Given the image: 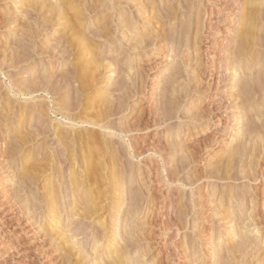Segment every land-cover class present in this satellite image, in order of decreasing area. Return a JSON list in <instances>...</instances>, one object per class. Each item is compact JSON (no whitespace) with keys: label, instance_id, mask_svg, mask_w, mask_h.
Here are the masks:
<instances>
[{"label":"rangeland","instance_id":"374dc122","mask_svg":"<svg viewBox=\"0 0 264 264\" xmlns=\"http://www.w3.org/2000/svg\"><path fill=\"white\" fill-rule=\"evenodd\" d=\"M45 1L46 2L48 1L47 3L50 6H52V4L53 5L56 4L59 0H52V1L51 0L50 1L49 0H43V1L42 0H22V1L21 0L20 1L19 0H0V264H92L91 261L94 258H95L94 261L98 259L95 253L98 255L99 253L100 255L103 254L102 256L104 258L99 255L100 258H102L101 261L100 259H98L100 262L95 261V263L93 264H96V262L97 264H100V263L103 264V262H105L104 259L106 260L108 259L104 263L106 264L109 261V259L113 260L112 258L113 253H109L110 252L109 251L107 254L105 252V248L107 247L108 244H112L113 240L110 239V241H106L107 239L102 234V228L100 227V225H98V223L105 219L104 221L107 222V225H111L112 218L114 221H117V219L118 221L121 220V223L118 226L113 227V229L110 230L112 232L110 233V235L111 234L113 236L116 235L115 236L116 240L113 242L114 246H116L115 250L124 253V248L128 247V249L125 248L126 257L128 256L129 258V259L125 258V263L128 262L127 264H130V263L132 264L133 263L135 264H263L264 263V259H263L264 258V242H263L264 241V122L262 121H264V88H263L264 87V46H262V42L264 45V17L261 19V16L264 15V0L263 1L261 0V3L258 2L260 0H254L253 5L251 3H244L246 2L244 0H177V1L176 0H132V1L127 0V3L125 0H118L119 2L117 0H84V1L81 0V2L80 0H77V1L75 0V3L76 2L77 3L74 4L73 7H77V9L80 8L77 11L78 12L80 11L79 13L83 14V17L85 19L83 20V23H84V27L87 33L97 32L96 30L99 31L100 28H101L100 31L103 33L101 35L102 39L101 38L97 39L94 37L96 39L95 42H97V45L99 46L95 52L97 55V60L100 63L103 61L101 64L106 65V66H103L102 71H105L106 67L108 68L111 61H113L111 65L112 64L115 65V66H112V68L115 71V73H113L114 75L108 74L106 72L107 71V68H106L105 73L102 74L103 76H100L101 78H99V80L100 82L102 81L101 82L102 84L100 83L98 86H96L97 88L95 87L93 89V91L97 89L96 91H94L96 92L94 96L110 97L108 96L109 93L116 94V92L119 91L117 88L120 89L121 88L120 84L122 85V83H124L125 81V78L123 77L125 76L126 72L131 74V72L133 71L132 72L133 74H131L132 75L131 77L132 79L134 77V79L132 81L137 84H135V86L133 85L134 88H132V85L129 86V88L132 90H128V93L124 100L127 103L121 100V98H120L121 101L119 100V102L124 103L123 111H125L126 113L121 112V113H118V116H115V113L113 112V115L115 117L111 116V119H112L111 122H114L116 126H117L116 123H119L118 124L119 126L121 124L122 125L125 124L124 127L130 124L126 128H129L131 126V123H133L132 124L133 127L132 126L131 127L134 129V126H135L136 129L134 130L136 131V133L133 132L132 136H135L133 137V139H136L134 140L135 141L134 146L137 147V148L136 147L134 148H135V151L137 150V152L139 150L141 151V152L139 151L137 154L135 152L136 155H134L133 153L132 156L130 157L122 158V162H120V165H121L120 167L123 168L126 166L127 168L126 167L125 168L128 170L127 171L124 168V170L120 172L121 176L124 174L123 176L124 179L122 178L123 183L120 179L121 183L124 185L122 186L121 190L123 188L125 189V190L123 189V191H126L127 193V194L125 193V196L128 195V193H130L128 196H126L127 198L125 197L128 203L125 202L124 205L128 204L127 208L126 206L124 207V205L123 207L121 206V201H119V199H115L116 197L115 195L117 196L119 195V194H116V189L118 187L117 188L115 187L118 185L113 184L112 182L111 183L108 182L109 179L106 178L105 180L107 181L104 180L100 182L98 186L95 185L96 188L95 187H93L94 189L92 188V190L95 192L102 190L100 193L101 194L100 197L103 200L99 198L100 200L97 199L96 201H97V204H100L99 206L104 208L103 211L99 213L100 216H102L101 219L103 217L105 218L100 220V217L97 218V216H93L95 219L93 217H90V218H86L87 219L86 220L85 217H83L82 221L80 220L82 217L81 218L77 217L79 216L78 215L79 212H82V211H79L77 214H75V216H73L74 213L72 214L73 207H75L77 204L79 205V203L77 204L75 203V196L73 194V185H72L71 179H74L76 177L74 176L73 178V176L71 175V168H69L70 166L69 163L65 162L62 165L59 163H55L56 165L55 164H53L54 166L52 165L53 169L51 168V172H48L50 170L48 171L44 170L45 168L44 165L50 161L49 160L50 151L47 152L46 148L54 146V141L51 142L50 140L51 143L50 142L45 143L44 142L45 139L41 138L42 136L34 141H33V138L29 136L30 138H32V142L31 140L29 142L30 138H27L28 143L25 141L26 143L24 142L23 144V141H22V140H26L24 137L25 134L27 135L29 133L34 134L33 131L35 130L36 132V127L38 128L39 126L41 127L42 125V127L45 128L46 125L44 121L46 119L40 120L39 119L40 115L38 114L37 110L31 112L32 111L31 108L33 107L32 105H34V102H39V101H41V104L46 103L45 107L48 104H51V107H52L53 99H51L52 98L51 95L35 94L34 96H31V97L30 96H19L14 93V91L12 90V86H11L13 83L17 82L16 84H18V86L21 85L22 89L23 88L25 89V88L30 87V85L33 83L32 81L36 79H37L36 81L40 82L42 79L46 80V78L51 79L52 77V79H54L53 81H55V83H53L51 79V84L53 87L56 85L57 81L62 76L61 73L63 71L61 68L63 66L62 63H64V61L59 60V59H61L62 57L60 51L64 50V47H65V44L64 46H62L63 42H61V39L63 38L62 36H64L62 33L66 31H64L63 25L56 26L54 24V23L57 24V22L58 24L59 23L62 24L63 22H59L60 21L59 18H57L58 20L57 21L55 20V17H52V15L49 16L50 13H48V11L51 7H49V5ZM115 1L117 4L113 3ZM129 1H131L132 3ZM43 3L45 4L44 6H43ZM108 3L109 5H106ZM120 3H123V4L121 5ZM129 3H131L132 5ZM33 4H36V5L34 6ZM249 4L250 6H253V7H256L257 4L261 6V8L258 6L257 12L259 11L261 12V9L263 10V13L261 12L262 15L260 16V19H258L259 21L255 20V22L257 21V23H255L256 26L254 25L255 28L257 27L255 33L256 35H258V39H262V40H257L256 39L257 36L255 35L256 38L254 37V39L252 40L253 42L255 41L254 44L252 42L251 44L249 43L247 44L246 47H244L247 50V51L245 50L246 51L245 54L247 56L244 57L243 55L245 59L247 58L246 67H248L247 66L248 63L253 62L252 63L253 68H251V64H249L250 65L248 67L250 68L249 70L245 67L246 70L241 71L242 73L244 72L243 73L245 74L244 77L246 75H247L246 76L247 78L249 77V80L245 79L248 83L247 82L241 83L245 81V80L243 81L241 80V79H244L242 76L243 74L240 72V70H242L241 67L238 68L236 63H235L236 66L232 63L234 65L233 66L231 62L230 63L228 62L231 60L233 62V58L236 56V55L233 56V54H237V55L239 54L237 50H239V52H242L240 51V49H238L241 46L239 45L240 43L238 44L235 40L239 42L238 37L242 30V28L240 27V24H241L240 20L243 19V16L245 15L244 13H246L245 11L246 7H249ZM172 5L176 9H174ZM177 5H180V6L178 7ZM29 6L31 7L33 6V7L31 8ZM111 6L113 9L111 8ZM117 6H120V7L118 8ZM33 8H35L34 10H36L37 8L39 9H37L36 12L34 13ZM167 8H170V9L167 10ZM94 9L95 10L98 9V10H96L95 12ZM111 9L112 11H110ZM120 9L122 10L120 11ZM178 9H180V11ZM200 9L202 12H198V10ZM83 10H84V13H83ZM85 10H86V13H85ZM173 10L174 12H176L175 15L173 14L174 13ZM241 10L242 12H240ZM92 11H94L95 13H93ZM194 12H196V14ZM260 12H259V15L261 14ZM40 14H41V17H40ZM44 14L46 15L44 16ZM162 14L165 16H162ZM87 16L88 18H86ZM158 16H159V19H158ZM223 16L225 17V19ZM108 17L110 18L108 19ZM124 17L126 18V20L127 19L130 20V17H131L132 19L130 21L133 20L132 22L136 23L139 30L141 32H144V34H146L144 36H146L148 40L145 37L142 38L143 34L139 35V32H138L139 37L137 36V38H140L141 40L146 39L148 41V42L146 41L145 43L147 44L146 45L147 47L145 46V44L144 45L141 44V45H137L141 48L137 47V49H134L135 51L132 50V48L137 44L135 42L139 39L136 38L137 39L136 40L133 37L134 39L133 40L132 37L130 36L131 31L128 32V29L121 28L118 31L120 27L117 28V25L120 24L121 19L123 23L124 21H126ZM162 17L163 18L168 17L169 19L164 18V20H162ZM196 17H198V19L200 20H198ZM46 18L47 19L53 18V23L51 24L46 23L45 22ZM115 18L116 19L118 18V19L116 20ZM154 18H157L159 21ZM41 19H43L44 22ZM215 20L217 22H215ZM157 21H158V24L156 23ZM198 21L199 22L203 21V22L199 23ZM116 22H118V24ZM196 22L198 23L196 24ZM258 22L259 23L263 22V23L259 24ZM96 23L97 25H94ZM182 23L185 25L184 27H182L183 26ZM211 23H213L214 25L212 24L211 26ZM198 24L202 26L200 27L198 26ZM196 26L200 30L196 29ZM34 27L36 28L34 29ZM57 27L60 28L61 32L56 33L55 35ZM186 27H188L190 30H188ZM183 28H185V31L183 30ZM61 29L63 30V32ZM116 29L117 31H115ZM173 29H175L174 30L175 32L173 31ZM181 29H182V34L184 33L183 36H181V33H180ZM212 29L213 30L215 29V30L213 31ZM41 30L43 33L41 32ZM171 31H173V33ZM29 32L32 34H29ZM36 32L39 33V37H37L38 34H35ZM164 32L166 34H164ZM167 33L169 36L167 35ZM104 34L108 38L104 36ZM200 34L202 36L201 39H200L201 37ZM211 34L213 35V37ZM87 35L88 37L90 36L89 37L90 39L91 38L93 39V35L91 34H87ZM28 36L30 37V40L32 41V43L31 41L30 42L28 41L29 39L27 40V38H29ZM55 36H56V39H55ZM123 36L124 37L127 36V37L124 38ZM259 36L262 38H260ZM120 37L121 38L123 37V38L121 39ZM179 37H182V40H179ZM57 39L58 40L60 39V41H58ZM168 39H170L169 40L170 42L168 41ZM122 40H124V42ZM195 41L197 44H195ZM199 41L201 43H199ZM188 42L190 45L187 46ZM215 42H217V45L218 44L220 45L217 46ZM256 42H259V43H256ZM56 43H57V46L55 45ZM233 43H235V45ZM60 44L62 45L60 46ZM150 44H152L153 47ZM183 44L185 47L182 46ZM255 44H256V47L254 48ZM131 45H134V46H131ZM233 46H236V47H233ZM59 47H62V48H59ZM126 47H128L130 51ZM170 47H172V49ZM179 47H181L182 49H180ZM42 48L43 49L45 48L47 51L45 55L42 54L41 52L43 51ZM177 48L179 49L178 53L180 55H177V51H178ZM109 49H110V52H108ZM123 49L125 52L122 51ZM212 49L213 51L216 49L217 52L216 50L214 52L212 51L213 52L212 54V52H209ZM55 50L58 53L60 52V54L53 52ZM113 50H116V51H113ZM118 50L120 51L121 54L119 53ZM49 51L52 54L54 53L52 55L53 58L50 55ZM127 51L129 53H127ZM248 51H252V52L248 53ZM35 52L38 55H36ZM100 52L102 55L100 54ZM18 53H19V56H18ZM39 53H41V55ZM117 53H119L120 55ZM128 54L129 56H127ZM12 55L13 56L15 55L18 57H13ZM26 55L31 58H28ZM100 55L101 57H99ZM104 55L106 59H102L103 58L102 56ZM176 56L178 57L176 58ZM231 56L233 58H231ZM241 57H242V54H241ZM248 57H251V58H248ZM90 58L92 59V57H88V60ZM227 58H229L230 60H227ZM107 59H109L108 60L109 62L106 61ZM116 59H117V62H116ZM189 59L190 60L192 59V60L190 61ZM249 59L253 61L249 62L248 61ZM13 61L15 63H17L18 61L17 66L15 65L16 67L13 66L12 64ZM60 62H62L61 63L62 65L60 64ZM123 62L126 65H123L124 64ZM184 62L186 63V65ZM114 63H116L117 65ZM189 63L190 65H188ZM198 64H200V66H198ZM68 67L71 69H69ZM68 67L67 69H69V71L74 68V67L72 68L71 65L70 66L68 65ZM235 67H237L236 68L237 70H234ZM233 71L238 72L236 76V78L240 80V83L239 81H238L239 84L237 83L238 85L235 84L236 82H234L237 80L232 78L233 77L232 75L235 74ZM246 71L247 73H245ZM249 71L250 73H248ZM135 72L136 73L138 72L140 76H138L139 74L138 73L136 74ZM106 73L108 75H106ZM249 74H251L253 77L250 76ZM45 76L47 77L44 78ZM33 77L35 78L37 77V78L33 79ZM108 77L112 78V80L109 81L111 84L107 82ZM135 77H137L138 79ZM144 79L145 81H143ZM119 80H123V81H119ZM136 80L139 82H136ZM104 81L109 83L110 86H108L107 83H104ZM116 82H118V84ZM141 82H142V85H144L143 87L141 85ZM249 83L253 86V89ZM244 84H246V86H244ZM247 84H248V87L250 86L249 89L247 87ZM72 85L77 86L78 84L76 83L75 85L72 83ZM136 85H138L137 86L138 88L136 87ZM235 85H237V87L239 85H242V86L237 89ZM21 86L19 87L21 88ZM107 87H108V90H107L108 92H106ZM174 88L176 89V92ZM239 89H240V93H239ZM243 89H245L246 92H244L245 90ZM104 90L106 93L104 92ZM247 90H249L250 92ZM130 91H132L133 93L135 92L134 93L135 96ZM117 95L119 97L122 95L121 97H123L124 94L123 92H120V93H117L116 96ZM64 96L65 95H63V97ZM127 96H130L132 99L128 97V99L130 98L128 100ZM241 97H244V98H241ZM110 98H112L111 100H113V97H110ZM240 99L244 101L246 99H249L248 101L246 100V102L247 103L249 102V104H247L246 102L243 103V101ZM173 100L174 102H172ZM164 101L165 102L167 101L166 102L167 104H165ZM22 104L28 107L29 111L26 113V115L25 114L21 115L20 114L21 112L18 111V110H21V108L23 107ZM245 104L248 105V106L246 105V108L244 107ZM236 105H237L236 107L237 109L235 108ZM238 105L240 106L244 105L243 107L242 106L240 107L241 109L244 108V110L243 109L239 110ZM126 107L127 109H125ZM115 112L117 113V111ZM186 112H188L189 114ZM194 113H198V114H194ZM257 113L259 115L261 113V116H259ZM121 114L123 115L121 116ZM238 114H240L241 117L242 115H245V114L246 116L248 114L249 115L248 117L243 116L242 118H240ZM23 116L25 118L24 124L21 119ZM157 116H160V117H157ZM169 117L171 118V120ZM153 118L154 119L157 118V119L154 120ZM238 118H240L241 120H239ZM53 119H54V122H58L61 120V118L58 117L56 119L52 115V120ZM247 119H249L248 120L249 122L247 121ZM162 120L164 122H162ZM190 120L191 121L193 120V122H191ZM154 121H156L157 123ZM235 121L237 122V124ZM160 123H162L163 126H161ZM238 123H242V124L244 123V125L247 127L241 125L242 129L249 128L250 133L248 129L247 131L244 129L242 130V132L238 134L237 138L232 140L234 136L233 134L236 131V128L238 129V126H236L238 125ZM134 124H137L138 127L137 125H134ZM152 124L160 125V128H158L159 126L157 125H155L154 127V125ZM146 125H148V127ZM241 126H239V128H241ZM257 126H259L258 129H257ZM66 128H69V127H66ZM137 128H139L140 131ZM116 138H114L115 142L119 144L118 145L116 144L115 146L118 147L121 144L120 149L125 150L124 147L126 146V144L124 145L125 143L124 140H122L119 137H116ZM126 143L128 145L130 141H126ZM136 143L138 146L136 145ZM170 145H172L171 148H170ZM242 145H243V148H241ZM161 146L162 148H160ZM165 146H167L168 151L167 150L162 151L164 149H167ZM233 146L239 147L237 148L239 150L237 149L235 150ZM175 147L177 148L180 147L181 148L180 151L181 150L182 151L180 152L179 149L177 150V148ZM230 148L231 149L233 148V149L230 150ZM170 149L171 150L173 149V151H170ZM245 149L247 150V152H245ZM232 151L233 153H231ZM235 151H238L239 154ZM242 151L245 154L241 153ZM159 152L161 155L159 154ZM191 153H192L193 158L195 156L194 160L192 159ZM45 154H48L49 156ZM228 154L232 156L234 155V157L229 156ZM228 158H229V161H228ZM185 159H187V161ZM188 159H190V161ZM177 160L180 161L181 163L185 162L183 165L186 166V168L184 166H181L182 164L178 162ZM127 161L128 162L130 161V162L128 163ZM134 161H135V164L133 163ZM226 162L228 163L226 164ZM131 163L134 164L135 166L132 165ZM181 168L184 170L183 172L181 171L182 170ZM221 168L223 169L227 168L230 177L228 176L227 170L225 171V169L223 170ZM178 169L180 171V174H179ZM125 170L127 172H124ZM174 170H177V171H174ZM45 171L48 173H46ZM175 173L176 175L172 176V174H175ZM221 173H222V176H220ZM43 174H45L46 177L47 175L50 176V174L52 176L48 177L49 178L48 179ZM178 174H179V177L177 176ZM127 175H129V177ZM130 175H133V176H130ZM175 176L177 177L176 179H175ZM64 177L66 178L64 179ZM223 177L224 178L227 177L225 178L226 180H224ZM46 179L48 181L50 180V182L57 185L55 186L53 184L54 185L53 188L55 187L57 189V190L54 189L56 193L57 192L60 193V203L62 204L61 208H64L62 209L63 211L65 210L64 213L62 214L64 217L63 218L64 220L61 221L63 225H59V227H61L60 229H63V230L65 229L64 230L65 234L66 232H69L70 234L67 233L65 235L66 237L68 236L67 238L62 237L64 239V242H63V239L55 236V233H53L54 235H51L52 232H49L50 235L47 233L48 232L47 230H49L48 227L50 226V223L48 224V221H46L47 218H45L48 216L46 207L49 206L50 204L52 205L54 203V200L52 201L51 199H45L41 195L43 194L44 196L48 192L47 188H45L46 187L45 185L48 184V181ZM131 179H134V180H131ZM109 186L111 189L109 188ZM141 186H144V187L141 188ZM145 186L149 187L150 189L146 188ZM58 187H60V189ZM136 187H139V189ZM107 188L110 190H108ZM68 189L69 191L67 192ZM95 189H99V190H95ZM113 189L115 191V194L112 191ZM132 189L134 193L132 192ZM110 191L113 193H111ZM130 191L132 192L133 195L135 193L136 194L133 196ZM141 191L142 193L145 191L144 194L142 193L140 194ZM62 192H65V193L63 194ZM102 192H103L104 197L102 196ZM77 194H80V193H77ZM137 196L138 198H134ZM230 198H231V201L234 203L230 201ZM130 199H133L136 202L137 208L133 207L134 204ZM244 199H246L247 202ZM227 200L232 203V206L235 207L236 205V208L234 210L233 209L231 210L228 209L229 211L227 210V207L230 208L229 206H231V204ZM69 201L71 202V205ZM73 202L75 204H73ZM109 203L112 204L111 207L113 206L115 207L110 209L109 205L111 204ZM67 205H69V207L71 208H69ZM76 207L77 209L80 207V210H81V205L79 207L78 206ZM105 207H107L108 209ZM65 208L67 209L69 208L68 213L70 215L66 213L67 209ZM127 209L132 210V211L135 210L136 212L132 213L128 211ZM222 209L225 210V212L222 211ZM105 212L106 214H104ZM112 212L113 213L116 212L118 214H113ZM127 212L129 214H132L133 217H130V215ZM45 213H46V216H45ZM242 213H243V216L241 215ZM112 214L114 217L112 216ZM179 215L181 219L177 218L179 217ZM73 217L76 218L75 219L76 221L74 220ZM128 217H130V219ZM226 217L227 218L229 217V218L226 219ZM91 218L93 219L90 220ZM230 219L233 220L234 222L233 221L231 222ZM107 220L109 221L111 220V221L109 222ZM177 220L180 221V224L177 222ZM94 221L96 222V224ZM90 222H93V223H90ZM165 223L167 224L166 227H165L166 225ZM240 223L241 224L243 223V226ZM232 224L233 225L236 224V225L232 226ZM96 225H97V228L100 227L99 230L101 232V235H100V232L97 230ZM126 225H129V226L126 227ZM246 225L249 226L250 230L247 227L246 229H248L247 231L249 232H247L248 234L244 232V234H246L244 235L242 232L243 230L246 231V229H244ZM171 228L172 230H170ZM240 229L242 232H240ZM132 230L133 231L135 230V231L133 232ZM117 231H119L121 235ZM124 231L125 232L130 231V234L129 233L124 234L125 233ZM250 232L252 233L250 234ZM236 233L239 235L236 236ZM98 234L99 236H97ZM131 234L135 238L132 237ZM122 235H125L124 239L122 238L123 237ZM96 236L98 237V239ZM242 236L244 237L247 236L249 238L247 237L242 238ZM56 237L61 240L57 241L58 239ZM126 237L129 238L130 240L126 239ZM53 238H56V239H53ZM125 239L129 241L132 246L129 243H127ZM248 239H251V240H248ZM96 240L97 241L100 240L98 242L99 244H97ZM116 241H119V242H116ZM246 242H248V244ZM118 243H121V244H118ZM236 246L238 247V249H236L237 248ZM95 249H97L98 251H96ZM222 249H224V251ZM83 251L90 253L91 255L88 256L85 253L86 254L85 256L87 257H83L84 256ZM78 252L82 254V256L79 255ZM76 254L80 257H83L82 262L78 260L81 258L77 257ZM251 254H253L254 256ZM93 255H95V257ZM109 256L111 258H108ZM110 261L107 264H109Z\"/></svg>","mask_w":264,"mask_h":264},{"label":"bare ground","instance_id":"6f19581e","mask_svg":"<svg viewBox=\"0 0 264 264\" xmlns=\"http://www.w3.org/2000/svg\"><path fill=\"white\" fill-rule=\"evenodd\" d=\"M20 1V0H19ZM22 1V0H21ZM43 1V0H42ZM50 1V0H49ZM52 1V0H51ZM77 1V0H76ZM84 1V0H83ZM82 1V2H83ZM118 1V0H117ZM126 1V3H127V0H125ZM132 1V0H131ZM131 1H129V2H131ZM177 1V0H176ZM175 1V2H176ZM244 1H246V2H244V3H251L252 5H253V3H254V0H244ZM263 1V0H262ZM46 2V1H45ZM48 2V1H47ZM46 2V3H47ZM80 2H81V0H80ZM108 2V1H107ZM119 2V1H118ZM123 2V1H122ZM152 2H154V1H152ZM258 2H260L261 3V0L260 1H258ZM257 2V3H258ZM33 3V2H32ZM35 3V2H34ZM49 3H51V2H49ZM77 3V2H76ZM75 3V0H59L56 4H52V6H50L48 3V5H49V7H51L50 9H49V11H48V13H50L49 14V16L50 15H52V17H55V20H57V18H59L60 19V21L59 22H63L62 24H58V22H57V24L56 23H54L56 26H59V25H63L64 26V31H66V32H64V33H62L64 36H62L63 38L61 39V37H60V39H61V42H63L62 44H60V46L62 45V46H64V44H65V47H64V50H62V51H60L61 52V59H59V60H62V61H64V63H62V62H60V64L62 63L63 64V66H62V73H61V77L59 78V80L57 81V83H56V85L55 86H53L52 87V84H51V79H52V77H51V79L50 78H46L47 76H45L44 78H46V80L45 79H39V80H41L40 82H38V81H36L37 79V77L35 78V77H33V79L35 78L36 80H34V81H32L33 83L30 85V87H28V88H23L22 89V86L21 85H19V86H21V88L18 86V84H16V83H13L11 86H12V90L14 91V93L15 94H17V95H19V96H34L35 94H46V95H51V99H53V102H52V107H51V104H48L46 107H45V104H41V101H39V102H34V105H32L33 107V109L31 108V106H30V108H31V112H33V111H36L37 110V112H38V114L40 115V120L42 119V120H44V119H46L44 122H45V128H43L42 127V125H41V127L39 126L38 128L36 127V132H35V130L33 131L34 132V134H25V139L26 140H22L23 141V144H24V142L26 141L27 143H28V139L27 138H30V137H32L33 138V141L34 140H37L39 137H41V138H43V139H45V143H49L50 142V140H51V142L52 141H54V146H52V147H48V148H46L47 149V152L48 151H50L49 152V154H50V157H49V162H47V161H45V162H47V164H45L44 166H45V168H44V170H46V171H48V170H50V171H48V172H51V168L53 169V167H52V165L53 164H55V163H59V164H64L65 162H67V163H69V168H71V175L73 176V178H74V176L76 177V178H74V179H71L72 180V185H73V194H74V196H75V203L77 204V203H79V205L77 204L76 206H80L81 205V210H80V207L77 209V207L75 208V207H73V209H72V214L74 213V215L73 216H75V214H77L79 211H82V212H79V216H77V217H82L80 220L82 221V219H83V217H85V219L86 218H90V217H93V216H97V218H99L100 217V220H102L103 218H105V217H103L102 219H101V217L102 216H100V214L99 213H101V211H103V207H101V206H99L100 204H97V199L98 200H100V199H102L100 196H101V191H96L97 192V194H96V192L95 191H93L92 190V188L93 187H95V185H97L98 186V184L100 183V182H102V181H104L106 178H108L109 180H108V182H112L113 184H117L118 186H115L116 188H114V189H116V194H119L118 196L117 195H115L116 197H115V199H119V201H121V206L123 207V205L125 204V202L126 203H128L127 202V199H125V197L126 196H128L130 193H128V195H126L125 196V193H126V191H123V189L121 190V188H122V186H124L122 183H123V181H122V178H123V176H124V174L121 176L120 174V172L121 171H123L124 170V168L126 167H120L121 165H120V162H122V158H125V157H130V156H132V154L134 153V155H136L138 152H137V150L135 151V148L134 147H136V146H134V140H136V139H133V137H135V136H132V133L133 132H135L136 133V131L134 130V129H136L135 128V126H134V129L132 128L133 127V123H131V126L129 127V128H126V127H128V126H126V127H124V125H118L119 123H116L117 124V126L114 124V122H111L112 121V119H111V116L113 117L114 115H113V112L115 113V116H118V113H121V112H124V113H126L125 111H123V105H124V103H121V102H119V100H120V98H121V100H125V98H126V95H127V93H128V90H132V89H130L129 88V86L130 85H132V88H134V86H135V84H137V83H134L132 80L134 79V77H133V79H132V75L131 74H133L132 72H131V74L130 73H128V72H126V74H125V76L123 77V78H125V81H124V83H122V85L120 84V89L119 88H117L120 92H123V97H119L118 95L116 96V94L117 93H120L118 90V92H116V94H111V93H109V94H111V95H109L108 94V96H110V97H113V100H111L112 98H110V97H107V96H104V97H99V96H94L95 95V93L96 92H94V91H96V90H94L93 91V89L96 87V86H98L101 82H100V80H99V78H101L100 76H103L102 74L103 73H105V71H106V68H105V71H102V68H103V66H106L105 64L104 65H102L101 63L103 62H99L98 60H97V55H96V50L98 49V45H97V42H95V38H101L102 36V32L100 31L101 30V28H100V30L98 31V30H96L97 32H94V33H87V31L85 30V27H84V23H83V20H85L84 19V17H83V14L82 13H79L77 10L78 9H80V8H78L77 9V7H73V5L74 4H76ZM79 3V2H78ZM113 3H116V1L115 2H113ZM112 3V4H113ZM132 3V2H131ZM131 3H129V4H131ZM165 3V2H164ZM182 3V2H181ZM180 3V4H181ZM255 3H256V1H255ZM117 4V3H116ZM119 4V3H118ZM121 5L123 4V3H120ZM128 4V5H129ZM196 4V3H195ZM259 4V3H258ZM256 5V7H253V6H250V4H249V7H246V13H244L243 15V19H241L240 21V27L242 28V30H241V33H240V35H239V42L237 41V40H235L239 45H241L238 49H240V51H242V52H239V50H237V52L239 53L238 55H240V56H238L237 54H233V56H235L234 58L231 56V58H233V62H232V60L231 61H229L228 63H230L231 62V64L233 63L234 65H235V63L237 64V66H238V68H240L241 67V69L242 70H240V72L241 71H245L246 70V68L249 70L250 68H248L250 65L249 64H251V68H253L252 66V61L253 60H248L249 62H252V63H248V67H246V62H247V58L245 59L244 57L245 56H247L246 54H245V52L247 51L244 47H246L247 46V44H251L253 41V39H254V37L256 38V36H257V40H262V39H258V35H256V33H255V31H256V28H255V23H257V21H259L258 19H260V16L262 15V13H263V10L261 9V14L259 15V12H257V8H258V6L260 5ZM34 6L36 5V4H33ZM42 5V4H41ZM45 4L43 3V6H44ZM47 5V6H48ZM82 5V4H81ZM106 5H109V3L108 4H106ZM114 5V4H113ZM127 5V4H126ZM132 5V4H131ZM130 5V6H131ZM243 5H245V4H243ZM248 5V4H247ZM104 6V5H103ZM167 6V5H166ZM170 6V5H169ZM173 6V5H172ZM178 7L180 6V5H177ZM29 7H31V6H29ZM33 7V6H32ZM31 7V8H32ZM39 7V6H38ZM42 7V6H41ZM99 7V6H98ZM110 7V6H109ZM108 7V8H109ZM118 8L120 7V6H117ZM151 7V6H150ZM171 7V6H170ZM174 7V6H173ZM183 7V6H182ZM202 7V6H201ZM260 8H261V6H259ZM40 8V7H39ZM39 8H37V9H39ZM111 8H112V6H111ZM122 8H123V6H122ZM152 8V7H151ZM165 8V7H164ZM172 8V7H171ZM197 8V7H196ZM196 8H195V10H196ZM200 8V7H199ZM259 8V9H260ZM35 8H33V11H34V13L36 12V10H34ZM46 9V8H45ZM44 9V10H45ZM47 9V10H48ZM107 9V8H106ZM113 9V8H112ZM112 9L110 10V11H112ZM163 9V8H162ZM168 9H170V8H167V10ZM174 9H176L175 7H174ZM182 9V8H181ZM244 9H245V7H244ZM41 10V9H40ZM87 10V9H86ZM86 10H85V13H86ZM92 10V9H91ZM91 10H89V11H91ZM96 10H98V9H96ZM96 10L94 9V11L96 12ZM103 10V9H102ZM122 9H120V11H121ZM179 11H180V9H178ZM203 10V9H202ZM43 11V10H42ZM77 11V12H76ZM94 11H92L93 13H95ZM109 11V10H108ZM118 11V10H117ZM170 11V10H169ZM204 11H205V9H204ZM244 11V10H243ZM41 12V11H40ZM39 12V13H40ZM101 12V11H100ZM106 12V11H105ZM115 12V11H114ZM173 12H174V10H173ZM198 12H202L201 11V9L200 10H198ZM240 12H242V10L240 11ZM45 13V12H44ZM83 13H84V10H83ZM102 13V12H101ZM112 13V12H111ZM125 13V12H124ZM165 13V12H164ZM167 13H168V11H167ZM166 13V14H167ZM171 13H172V11H171ZM175 13L176 12H174L173 14L175 15ZM195 14H196V12H194ZM30 14V13H29ZM38 14V13H37ZM46 14H47V12H46ZM46 14H44V16L46 15ZM87 14H89V13H87ZM106 14V13H105ZM109 14V13H108ZM114 14V13H113ZM204 14H205V12H204ZM217 14V13H216ZM122 15H123V13H122ZM168 15V14H167ZM172 15V14H171ZM170 15V16H171ZM201 15V14H200ZM214 15V14H213ZM31 16H33V15H31ZM35 16V15H34ZM36 16H38V15H36ZM48 16V15H47ZM85 16V15H84ZM102 16V15H101ZM113 16V15H112ZM162 16H165V15H163L162 14ZM196 16V15H195ZM259 16V17H258ZM40 17H41V14H40ZM40 17H38V18H40ZM116 17H117V15H116ZM161 17V16H160ZM169 17V16H168ZM168 17H164V18H168ZM192 17V16H191ZM199 17V16H198ZM198 17H196L197 19H198ZM206 17V16H205ZM217 17V16H216ZM224 17V16H223ZM264 17V15L263 16H261V19ZM49 18V17H48ZM86 18H88V16L86 17ZM110 17H108V19H109ZM164 18L162 17V20H164ZM200 18V17H199ZM202 18H203V16H202ZM35 19H37V18H35ZM92 19V18H91ZM104 19H105V17H104ZM116 19V18H115ZM118 19V18H117ZM116 19V20H117ZM124 19L126 20V18L124 17ZM123 19V20H124ZM132 18L130 17V20H131ZM154 19H157V18H154ZM158 19H159V16H158ZM157 19V20H158ZM169 19V18H168ZM218 19V18H217ZM224 19H225V17H224ZM42 21H43V19H41ZM46 21V23H53V18H51V19H45ZM55 20H54V22H55ZM115 20V21H116ZM119 20H120V18H119ZM122 20V19H121ZM120 20V24H118V22H116L117 24V28H119L118 29V31L121 29V28H126V29H128V32H130L131 31V34H130V36L132 37V39H133V37H134V39H136L137 38V36H138V32H139V35L141 34H143L142 35V38L143 37H145L146 38V36H144V35H146V34H144V32H141L140 30H139V28L137 27V25H136V23H134V22H132V21H130L129 19H127L126 21H124V23L122 22ZM161 20V21H162ZM198 20H200V19H198ZM221 20V19H220ZM219 20V21H220ZM255 20H257L256 22H255ZM58 21V20H57ZM97 21V20H96ZM103 21H105V20H103ZM102 21V22H103ZM111 21V20H110ZM109 21V22H110ZM159 21V20H158ZM158 21L156 22L157 24H158ZM210 21H212V20H210ZM214 21V20H213ZM225 21V20H224ZM34 22H35V20H34ZM38 22V21H37ZM36 22V23H37ZM44 22V21H43ZM192 22H194V21H192ZM199 22V21H198ZM198 22H196V24L198 23ZM201 22H203V21H201ZM201 22H199V23H201ZM215 22H217L216 20H215ZM41 23V22H40ZM90 23H91V21H90ZM101 23V22H100ZM107 23V22H106ZM127 23V24H126ZM259 23V22H258ZM260 23H263V22H260ZM259 23V24H260ZM124 24V25H123ZM161 24V23H160ZM183 24V23H182ZM191 24V23H190ZM195 24V23H194ZM212 24L213 23H211V26H212ZM228 24V23H227ZM230 24H232V23H230ZM40 25V24H39ZM66 25V26H65ZM86 25V24H85ZM91 25V24H90ZM93 25V24H92ZM94 25H97V23L96 24H94ZM100 25V24H99ZM105 25V24H104ZM110 25H111V23H110ZM109 25V26H110ZM168 25V24H167ZM204 25V24H203ZM208 25V24H207ZM214 25V24H213ZM242 25V26H241ZM255 25V26H254ZM31 26V25H30ZM33 26V25H32ZM42 26V25H41ZM87 26V25H86ZM89 26V25H88ZM106 26V25H105ZM114 26V25H113ZM164 26V25H163ZM185 25L183 24V26L182 27H184ZM198 26H200V24H198ZM202 26V25H201ZM200 26V27H201ZM258 26V25H257ZM103 27V26H102ZM199 27V28H200ZM204 27V26H203ZM239 27V28H240ZM36 27H34V29H35ZM44 28V27H43ZM43 28H42V30H43ZM62 28V27H61ZM93 28V27H92ZM105 28V27H104ZM113 28V27H112ZM188 30H190L188 27H186ZM211 28V27H210ZM221 28V27H220ZM258 28H260V27H258ZM46 29V28H45ZM48 29H49V27H48ZM97 29V28H96ZM99 29V28H98ZM108 29V28H107ZM106 29V30H107ZM164 29V28H163ZM162 29V30H163ZM170 29V28H169ZM196 29H198L197 28V26H196ZM204 29V28H203ZM208 29V28H207ZM42 30H41V32H42ZM62 30V29H61ZM94 30H95V28H94ZM93 30V31H94ZM102 30H104V29H102ZM160 30V29H159ZM161 30V31H162ZM165 30V29H164ZM163 30V31H164ZM172 30V29H171ZM175 29H173V31H174ZM183 30L185 31V28H183ZM198 30H200V29H198ZM211 30V29H210ZM213 30V29H212ZM215 30V29H214ZM213 30V31H214ZM257 30H259V29H257ZM262 30V29H261ZM38 31V30H37ZM46 31H48V30H46ZM92 31V30H91ZM90 31V32H91ZM108 31V30H107ZM115 31H117V29L115 30ZM166 31V30H165ZM173 31H171L172 33H173ZM187 31V30H186ZM208 31V30H207ZM212 31V32H213ZM217 31H218V29H217ZM220 31V30H219ZM28 32V31H27ZM59 32H61L60 31V28H58L57 27V29H56V32H55V35H56V33H59ZM62 32H63V30H62ZM127 32V31H126ZM134 32H136V33H134ZM175 32V31H174ZM200 32V31H199ZM221 32V31H220ZM219 32V33H220ZM229 32H230V30H229ZM263 32V31H262ZM25 33V32H24ZM43 33V32H42ZM47 33H49V32H47ZM105 33V32H104ZM120 33V32H119ZM124 33V32H123ZM156 33V32H155ZM154 33V34H155ZM181 36H183V34H182V29H181ZM186 33H188V32H186ZM198 33V32H197ZM258 33H259V31H258ZM29 34H32V33H30L29 32ZM35 34H38V36L37 37H39V33L38 32H36ZM61 34V33H60ZM87 34H91V35H93V39L91 38H89L88 37V35ZM106 34V33H105ZM104 34V36H106ZM164 34H166L165 32H164ZM202 34V33H201ZM201 34H200V36H201ZM217 34V33H216ZM118 35V34H117ZM128 35V34H127ZM156 35V34H155ZM167 35H168V33H167ZM205 35V34H204ZM207 35V34H206ZM212 35V34H211ZM237 35V34H236ZM235 35V36H236ZM256 35V36H255ZM260 35V34H259ZM33 36V35H32ZM41 36V35H40ZM57 36H59V35H57ZM61 36V35H60ZM103 36V37H104ZM109 36H110V34H109ZM122 36V35H121ZM129 36V37H130ZM157 36H159V35H157ZM169 36V35H168ZM196 36H197V34H196ZM199 36V35H198ZM210 36V35H209ZM261 36V35H260ZM259 36V37H260ZM29 37V36H28ZM95 37V38H94ZM107 37V36H106ZM124 37V36H123ZM122 37V38H123ZM125 37H127V36H125ZM124 37V38H125ZM130 37V38H131ZM139 37V36H138ZM152 37V36H151ZM156 37V36H155ZM165 37H166V35H165ZM164 37V38H165ZM171 37H173V36H171ZM171 37H169V38H171ZM212 37H213V35H212ZM35 38V37H34ZM105 38V37H104ZM108 38V37H107ZM112 38V37H111ZM121 38V37H120ZM119 38V39H120ZM121 38V39H122ZM160 38H161V36H160ZM181 38V39H180ZM202 38V36L200 37V39ZM211 38V37H210ZM260 38H262V37H260ZM29 39V40H28ZM31 39H33V38H31ZM55 39H56V36H55ZM60 39L58 40V41H60ZM102 39V38H101ZM131 39V40H132ZM133 39V40H134ZM137 39H139V40H137ZM136 40V42L135 43H137L135 46L134 45H131V46H134L133 48H132V50H134V49H137V47H139V46H137V45H141V44H145L146 43V41L148 40L147 38V40L146 39H140V38H137ZM153 39H154V37H153ZM159 39V38H158ZM157 39V40H158ZM163 39V38H162ZM196 39H197V37H196ZM207 39V38H206ZM223 39V38H222ZM237 39V38H236ZM23 40V39H22ZM27 40L30 42L31 40H30V37L29 38H27ZM35 40V39H34ZM53 40H54V38H53ZM64 40V41H63ZM114 40H116V39H114ZM118 40V39H117ZM125 40V39H124ZM124 40H122L123 42H124ZM128 40V39H127ZM126 40V41H127ZM130 40V41H131ZM167 40V39H166ZM165 40V41H166ZM170 39H168V41H169ZM179 40H182V37H179ZM185 40V39H184ZM204 40V39H203ZM28 41H26V42H28ZM140 41V42H139ZM150 41V40H149ZM154 41V40H153ZM156 41V40H155ZM167 41V42H168ZM186 41V40H185ZM202 41V40H201ZM213 41V40H212ZM219 41V40H218ZM20 42V41H19ZM23 42H25V41H23ZM34 42V41H33ZM104 42V41H103ZM148 42V41H147ZM151 42V41H150ZM149 42V43H150ZM159 42V41H158ZM170 42V41H169ZM179 42H181V41H179ZM178 42V43H179ZM232 42V41H231ZM255 42V41H254ZM254 42H253V44H254ZM262 42V41H261ZM261 42H260V44H261ZM31 43H32V41H31ZM31 43H29V44H31ZM102 43V42H101ZM127 43H129V42H127ZM162 43V42H161ZM172 43H174V42H172ZM199 43H201L200 41H199ZM216 43V45H217V42H215ZM256 43H259V42H256ZM100 44V43H99ZM124 44V43H123ZM153 44V43H152ZM152 44H150L151 46H152ZM155 44V43H154ZM170 44V43H169ZM177 44V43H176ZM180 44V43H179ZM195 44H197L196 43V41H195ZM209 44V43H208ZM234 45H235V43H233ZM237 44V45H238ZM19 45V44H18ZM56 46H57V43L55 44ZM67 45V46H66ZM121 45V44H120ZM147 44H145V46H146ZM149 45V44H148ZM157 45V44H156ZM168 45V44H167ZM172 45V44H171ZM174 45V44H173ZM181 45V44H180ZM188 45H190L189 44V42L187 43V46ZM210 45V44H209ZM215 45V44H214ZM215 45V46H216ZM218 45H220V44H218ZM217 45V46H218ZM232 45V44H231ZM238 45V46H239ZM17 46V45H16ZM59 46V45H58ZM125 46V45H124ZM128 46V45H127ZM130 46V45H129ZM151 46H149V47H151ZM183 47H185L184 46V44L182 45ZM181 46V47H182ZM237 46V47H238ZM251 46V45H250ZM254 46V45H253ZM260 46V45H259ZM262 46H264L263 45V42H262ZM34 47V46H33ZM121 47V46H120ZM119 47V48H120ZM143 47V46H142ZM147 47V46H146ZM145 47V48H146ZM153 47V46H152ZM174 47V46H173ZM181 47H179L180 49H182ZM211 47H212V45H211ZM233 47H236V46H233ZM249 47V46H248ZM247 47V48H248ZM256 47V44H255V46H254V48ZM24 48V47H23ZM50 48V47H49ZM48 48V49H49ZM59 48H62V47H59ZM103 48V47H102ZM127 49H128V47H126ZM139 48H141V47H139ZM171 49H172V47H170ZM169 48V49H170ZM210 48V47H209ZM250 48V47H249ZM16 49V48H15ZM43 49V48H42ZM45 49V48H44ZM44 49H43V51H41L42 52V54H46L47 53V51H46V49H45V51H44ZM47 49V50H48ZM55 49V48H54ZM57 49V48H56ZM170 49V50H171ZM231 49V48H230ZM235 49H237V48H235ZM244 49V50H243ZM252 49V48H251ZM250 49V50H251ZM262 49V48H261ZM50 50V49H49ZM53 50V49H52ZM100 50V49H99ZM129 50V49H128ZM145 50H147V49H145ZM175 50V49H174ZM177 55H180L178 52H179V49L177 48ZM216 50V49H215ZM214 50V51H215ZM246 50V51H245ZM249 50V49H248ZM253 50V49H252ZM257 50H258V48H257ZM15 51V50H14ZM113 51H116V50H113ZM119 51V50H118ZM122 51H124V49L122 50ZM130 51V50H129ZM135 51V50H134ZM143 51V50H142ZM173 51V50H172ZM176 51V50H175ZM174 51V52H175ZM193 51V50H192ZM191 51V52H192ZM213 51V49L211 50V51H209V52H212ZM213 51V52H214ZM233 51H234V49H233ZM254 51V50H253ZM256 51V50H255ZM16 52V51H15ZM50 52V51H49ZM53 52H56V50L55 51H53ZM60 52L58 53V52H56V53H58V54H60ZM108 52H110V49H109V51ZM125 52V51H124ZM190 52V53H191ZM194 52V51H193ZM213 52H212V54H213ZM216 52H217V50H216ZM249 52H252V51H248V53ZM36 53V52H35ZM55 53V54H56ZM94 53V54H93ZM97 53H99V52H97ZM119 53H120V51H119ZM119 53H117V54H119ZM127 53H129L128 51H127ZM141 53V52H140ZM176 53V52H175ZM23 54V53H22ZM21 54V55H22ZM25 54H27V53H25ZM32 54V53H31ZM40 55H41V53H39ZM54 54V53H53ZM51 52H50V55L52 56L53 55ZM100 54H101V52H100ZM115 54V53H114ZM121 54V53H120ZM119 54V55H120ZM182 54V53H181ZM208 54V53H207ZM241 54H242V57H243V55H244V57L242 58L241 57ZM15 55H17V54H15ZM13 56V57H18L19 56V53H18V56ZM36 55H38L37 53H36ZM48 55V54H47ZM99 55V54H98ZM102 55V54H101ZM101 55L99 56V57H101ZM108 55V54H107ZM131 55V54H130ZM135 55V54H134ZM138 55V54H137ZM210 55V54H209ZM215 55V54H214ZM250 55H251V53H250ZM27 56V55H26ZM43 56V55H42ZM126 56V55H125ZM127 56H129V54L127 55ZM132 56V55H131ZM136 56V55H135ZM206 56V55H205ZM212 56V55H211ZM216 56V55H215ZM214 56V57H215ZM28 57V56H27ZM36 57V56H35ZM44 57V56H43ZM50 57V56H49ZM88 57H92V59L90 58L89 60H88ZM103 58L102 59H106V57H105V55L104 56H102ZM105 57V58H104ZM118 57V56H117ZM120 57V56H119ZM137 57V56H136ZM178 56H176V58H177ZM180 57V56H179ZM182 57V56H181ZM230 57V56H229ZM240 57V58H239ZM20 58H21V56H20ZM19 58V59H20ZM28 58H31V57H28ZM52 58H53V56H52ZM57 58V57H56ZM111 58H112V56H111ZM135 58V57H134ZM190 58V57H189ZM213 58V57H212ZM248 58H251V57H248ZM187 59V58H186ZM198 59V58H197ZM209 59V58H208ZM215 59V58H214ZM23 60H24V58H23ZM109 59H107L106 61H108ZM118 60H119V58H118ZM182 60V59H181ZM190 60V59H189ZM192 60V59H191ZM190 60V61H191ZM211 60H213V59H211ZM227 60H230L229 58H227ZM255 60V59H254ZM101 61V60H100ZM138 61V60H137ZM186 61V60H185ZM188 61V60H187ZM215 61V60H214ZM213 61V62H214ZM25 62V61H24ZM109 62V61H108ZM113 61H111L110 62V64H109V66H108V68H107V73L108 74H113V73H115V71H114V69L112 68V66H115V65H111V63H112ZM115 62V61H114ZM116 62H117V59H116ZM126 62V61H125ZM127 62H129V61H127ZM135 62V61H134ZM211 62V61H210ZM223 62V61H222ZM17 63H18V61H17ZM17 63H15L14 61L12 62V64H13V66H17ZM26 63V62H25ZM30 63V62H29ZM58 63V62H57ZM106 63V62H105ZM124 63V62H123ZM131 63V62H130ZM138 63V62H137ZM185 63V62H184ZM192 63V62H191ZM28 64V63H27ZM61 64V65H62ZM107 64V63H106ZM114 64H116V63H114ZM232 64V65H233ZM255 64V63H254ZM68 65L70 66H72V70H70L69 71V69H71V68H69L68 67ZM117 65V64H116ZM123 65H126L125 63L123 64ZM185 65H186V63H185ZM188 65H190V63L188 64ZM233 65V66H234ZM13 66H11V67H13ZM15 66V67H16ZM129 66V65H128ZM138 66V65H137ZM198 66H200V64H198ZM236 66V65H235ZM14 67V68H15ZM61 67V66H60ZM59 67V68H60ZM66 67V68H65ZM67 67L69 68V69H67ZM191 67V66H190ZM246 67V68H245ZM117 68V67H116ZM115 68V69H116ZM125 68V67H124ZM237 67H235L234 68V70H237L236 69ZM35 69V68H34ZM46 69V68H45ZM49 69V68H48ZM128 69V68H127ZM36 70V69H35ZM122 70V69H121ZM239 70V69H238ZM247 70V71H248ZM252 70V69H251ZM18 71V70H17ZM37 71V70H36ZM45 71V70H44ZM102 71V72H101ZM130 71V70H129ZM247 71L245 72V73H247ZM41 72V71H40ZM54 72V71H53ZM124 72V71H123ZM122 72V73H123ZM139 72V71H138ZM137 72V73H138ZM234 72V71H233ZM239 72V73H240ZM254 72V71H253ZM252 72V73H253ZM42 73V72H41ZM58 73V72H57ZM106 73V75H108ZM128 73V74H127ZM136 73V72H135ZM136 73V74H137ZM142 73V72H141ZM235 73V74H234ZM233 74L234 75H232L233 77L232 78H234V79H236L237 81H234V82H236L235 84H237L238 83V81H239V83H240V80H238L237 78H236V76H237V71L236 72H234ZM242 73V72H241ZM244 73V72H243ZM242 73V74H243ZM248 73H250V71L248 72ZM251 73V74H252ZM12 74H14V73H12ZM31 74V73H30ZM36 74V73H35ZM43 74H44V72H43ZM60 74V73H59ZM124 74V73H123ZM135 74V75H136ZM139 74V73H138ZM145 74V73H144ZM180 74V73H179ZM251 74H249L250 76H252ZM45 75H47V74H45ZM57 75V74H56ZM114 75V74H113ZM142 75V74H141ZM239 75V74H238ZM244 75L245 74H243L242 76H243V78L244 79H241L242 81L243 80H249V77L247 78L246 76V78L244 77ZM254 75V74H253ZM58 76H60V75H58ZM138 76H140V74L138 75ZM172 76V75H171ZM176 76V75H175ZM231 76V75H230ZM259 76V75H258ZM55 77H57V76H55ZM121 77V76H120ZM143 77V76H142ZM146 77V76H145ZM253 77V76H252ZM30 78V77H29ZM31 78H32V76H31ZM103 78V77H102ZM107 78V77H106ZM135 78H137V77H135ZM140 78V77H139ZM251 78V77H250ZM105 79V78H104ZM114 79V78H113ZM138 79V78H137ZM142 79V78H141ZM140 79V80H141ZM173 79H174V77H173ZM54 79H52V81H53ZM110 80H112V78L111 77H108V79H107V82H109ZM243 81V82H241V83H245V82H247V81ZM30 81V80H29ZM106 81V80H105ZM104 81V83H107V82H105ZM119 81H123V80H119ZM143 81H145V79L143 80ZM174 81V80H173ZM233 81V80H232ZM75 82V83H74ZM136 82H139V81H137L136 80ZM53 83H55V81H53ZM72 83L73 84H75L76 85V83L78 84L77 86H73L72 85ZM110 83V82H109ZM109 83H107L108 84V86H110L109 85ZM114 83V82H113ZM117 84H118V82H116ZM120 83V82H119ZM145 83V82H144ZM238 83V84H239ZM248 83V82H247ZM250 83H251V81H250ZM249 83V84H250ZM102 84V83H101ZM111 84V83H110ZM147 84V83H146ZM174 84V83H173ZM172 84V85H173ZM233 84V83H232ZM237 84V85H238ZM105 85V84H104ZM134 85V86H133ZM141 85H142V82H141ZM237 85H235L236 87H237ZM251 85V84H250ZM112 86V85H111ZM138 85H136V87H137ZM144 85H142V87H143ZM242 85H239L238 87H237V89L239 88V87H241ZM244 86H246V84H244ZM252 86V85H251ZM116 87V86H115ZM119 87V86H118ZM141 87V86H140ZM247 87H248V84H247ZM250 87V86H249ZM249 87H248V89H249ZM97 88V87H96ZM102 88V87H101ZM138 88V87H137ZM136 88V89H137ZM172 88V87H171ZM264 88V87H263ZM106 89V88H105ZM115 89V88H114ZM144 89V88H143ZM142 89V90H143ZM167 89V88H166ZM175 89V88H174ZM209 89V88H208ZM207 89V90H208ZM245 89H247V88H245ZM245 89H243V90H245ZM251 89V88H250ZM252 89H253V86H252ZM262 89V88H261ZM108 90V87H107V89H106V92H108L107 91ZM116 90V89H115ZM126 90V91H125ZM135 90V89H134ZM242 90V89H241ZM99 91V90H98ZM97 91V92H98ZM137 91V90H136ZM169 91V90H168ZM172 91V90H171ZM170 91V92H171ZM247 91H249V90H247ZM104 92H105V90H104ZM105 92V93H106ZM113 92V91H112ZM115 92V91H114ZM130 92H132V91H130ZM141 92V91H140ZM175 92H176V89H175ZM238 92V91H237ZM244 92H246V90L244 91ZM250 92V91H249ZM248 92V93H249ZM262 92V91H261ZM135 93V92H134ZM134 93L132 92V94L134 95ZM143 93V92H142ZM178 93V92H177ZM239 93H240V89H239ZM100 94V93H99ZM101 94H103V93H101ZM200 94V93H199ZM198 94V95H199ZM243 94V93H242ZM63 95H65L64 97H63ZM107 95V94H106ZM141 95V94H140ZM144 95V94H143ZM244 95H246V94H244ZM135 96V95H134ZM133 96V97H134ZM137 96V95H136ZM119 97V98H118ZM128 97H130V96H127V99H128ZM240 97V96H239ZM245 97V96H244ZM244 97H241V98H244ZM34 98V97H33ZM131 98V97H130ZM129 98V99H130ZM140 98H142V97H140ZM247 98H248V96H247ZM45 99V98H44ZM128 99V100H129ZM132 99V98H131ZM136 99V98H135ZM139 99V98H138ZM28 100V99H27ZM38 100V99H37ZM120 100V101H121ZM134 100V99H133ZM132 100V101H133ZM175 100V99H174ZM174 100L172 101V102H174ZM240 100H242V99H240ZM247 101L249 100V99H246ZM246 100L244 101V100H242L243 101V103L244 102H246ZM30 101V100H29ZM131 101V100H130ZM138 101V100H137ZM49 102H50V100H49ZM125 102V101H124ZM165 102V101H164ZM167 102V101H166ZM165 102V104H167ZM48 103V102H47ZM125 103H127V102H125ZM231 103V102H230ZM242 103V102H241ZM247 103V102H246ZM131 104V103H130ZM164 104V103H163ZM175 104V103H174ZM240 104V103H239ZM247 104H249V102L247 103ZM247 104H245V106L244 105H241L242 107L244 106L245 108H246V105ZM30 105V104H29ZM28 105V106H29ZM127 105V104H126ZM136 105V104H135ZM170 105V104H169ZM22 108H21V110H18V111H20L19 113L21 114V115H26V113L29 111L28 110V107L25 105H23L22 104ZM128 106V105H127ZM130 106V105H129ZM171 106H173V105H171ZM171 106H170V108H171ZM240 105H238V107H239V110L241 109L240 107H241ZM248 106V105H247ZM166 107V106H165ZM237 107V105L235 106V108ZM164 108V107H163ZM169 108V107H168ZM169 108V109H170ZM125 109H127V107L125 108ZM168 109V110H169ZM186 109V108H185ZM184 109V110H185ZM237 109V108H236ZM243 110H244V108H242ZM241 109V110H242ZM128 110H129V108H128ZM188 110V109H187ZM115 111H117V113L115 112ZM162 111V110H161ZM177 111H178V109H177ZM176 111V112H177ZM130 112V111H129ZM175 112V111H174ZM180 112V111H179ZM252 112V111H251ZM186 113H188V112H186ZM242 113V112H241ZM29 114H30V112H29ZM117 114V115H116ZM149 114H150V112H149ZM163 114V113H162ZM177 114V113H176ZM180 114V113H179ZM189 114V113H188ZM194 114H198V113H194ZM258 114V113H257ZM21 115H19V116H21ZM52 115L57 119L58 117L59 118H61V120L60 121H58V122H54V119L52 120ZM123 114H121V116H122ZM156 115V114H155ZM172 115H174V114H172ZM199 115H200V113H199ZM239 115V117L240 118H242L243 116H246V114L245 115H242V117L240 116V114H238ZM249 115V114H248ZM248 115L246 116V117H248ZM259 115V114H258ZM29 116V115H28ZM114 116V117H115ZM164 116V115H163ZM176 116V115H175ZM179 116V115H178ZM194 116V115H193ZM196 116V115H195ZM204 116V115H203ZM209 116V115H208ZM259 116H261V113H260V115ZM263 116V115H262ZM140 117H142V116H140ZM153 117H154V115H153ZM156 117V116H155ZM157 117H160V116H157ZM166 117V116H165ZM190 117H192V116H190ZM26 118H28V117H26ZM125 118H126V116H125ZM124 118V119H125ZM150 118V117H149ZM170 118V117H169ZM168 118V119H169ZM176 118V117H175ZM189 118V117H188ZM194 118V117H193ZM200 118V117H199ZM207 118V117H206ZM240 118H238L239 120H241ZM22 119V121H23V124H24V116L21 118ZM137 119V118H136ZM146 119V118H145ZM154 119V118H153ZM155 119H157V118H155ZM154 119V120H155ZM158 119H160V118H158ZM179 119V118H178ZM190 119V118H189ZM195 119H196V117H195ZM246 119V118H245ZM251 119V118H250ZM144 120V119H143ZM166 120V119H165ZM170 120H171V118H170ZM236 120V119H235ZM238 120V121H239ZM249 119H247V121H248ZM56 121V120H55ZM118 121V120H117ZM116 121V122H117ZM135 121H137V120H135ZM140 121V120H139ZM161 121V120H160ZM169 121V120H168ZM191 121V120H190ZM237 121V120H236ZM235 121V122H236ZM246 121V122H247ZM255 121V120H254ZM147 122V121H146ZM145 122V123H146ZM154 122H156V121H154ZM162 122H164L163 120H162ZM165 122H167V121H165ZM191 122H193V120L191 121ZM198 122V121H197ZM249 122V121H248ZM251 122V121H250ZM262 122H264V121H262ZM126 123V122H125ZM137 123V122H136ZM141 123V122H140ZM139 123V124H140ZM157 123V122H156ZM159 123V122H158ZM261 123V122H260ZM23 124H22V126H23ZM41 124V123H40ZM161 124V126H163L162 125V123H160ZM164 124V123H163ZM168 124V123H167ZM236 124H237V122H236ZM247 124V123H246ZM251 124V123H250ZM249 124V125H250ZM253 124V123H252ZM21 125V124H20ZM115 125V126H114ZM134 125H137V124H134ZM142 125V124H141ZM151 125V124H150ZM152 125H154V124H152ZM155 125H157V124H155ZM155 125H154V127H155ZM241 125H243V126H245L244 125V123L242 124V123H238V125H236V126H238V129L236 128V131L234 132V136H233V138H232V140L233 139H235V138H237V136H238V134L240 133V132H242V130H244L245 128H243L242 129V126ZM256 125H258V124H256ZM119 126V127H118ZM147 127H148V125H146ZM157 126H159L158 128H160V125H157ZM156 126V127H157ZM239 126H241V128H239ZM255 126V125H254ZM64 127V128H63ZM66 127H69V128H66ZM124 127V128H123ZM137 127H138V125H137ZM146 127V128H147ZM153 127V126H152ZM167 127V126H166ZM165 127V128H166ZM170 127V126H169ZM168 127V128H169ZM245 127H247V126H245ZM256 127V126H255ZM258 127L259 126H257V129H258ZM139 128H140V126H139ZM139 128H137L139 131H140V129ZM263 128V127H262ZM142 129V128H141ZM149 129V128H148ZM147 129V130H148ZM248 129V131L250 130L249 128H247ZM247 129H245L246 131H247ZM260 129V128H259ZM137 130V131H138ZM143 130V129H142ZM141 130V131H142ZM146 130V131H147ZM166 130V129H165ZM164 131V130H163ZM32 132V131H31ZM168 132V131H167ZM170 132V131H169ZM134 133V134H135ZM165 133V132H164ZM249 133H250V131H249ZM169 135H170V133H169ZM255 135V134H254ZM30 136V137H29ZM165 136V135H164ZM22 137V136H21ZM20 137V138H21ZM116 137H119V138H121L122 140H124V145L126 144V146L124 147V149L125 150H121L120 149V145L117 147V146H115L117 143L115 142V139L114 138H116ZM137 137V136H136ZM32 138H30L29 139V142H30V140H31V142H32ZM22 139V138H21ZM24 139V138H23ZM117 139V138H116ZM164 140H165V138H164ZM43 141V140H42ZM126 141H130V143H128V145H127V143H126ZM167 141V140H166ZM170 141V140H169ZM184 141V140H183ZM25 142V143H26ZM50 142V143H51ZM164 142V141H163ZM182 142V141H181ZM180 142V143H181ZM238 142V141H237ZM246 142V141H245ZM258 142V141H257ZM244 143V142H243ZM22 144V145H23ZM119 144V143H118ZM117 144V145H118ZM141 144V143H140ZM170 144V143H169ZM241 144H242V142H241ZM248 144V143H247ZM255 144V143H254ZM47 145V144H46ZM136 145H137V143H136ZM165 145V144H164ZM168 145V144H167ZM183 145V144H182ZM238 145H240V144H238ZM244 145V144H243ZM243 145H242V147L241 148H243ZM138 146V145H137ZM141 146V145H140ZM179 146V145H178ZM245 146V145H244ZM254 146V145H253ZM45 147H47V146H45ZM156 147H158V146H156ZM166 148H167V146H165ZM172 147V145H170V148ZM186 147V146H185ZM231 147V146H230ZM137 148V147H136ZM160 148H162V146L160 147ZM175 148H177V147H175ZM233 148H235V150L237 149V148H239V147H234L233 146ZM232 148V149H233ZM139 149V148H138ZM164 149V148H163ZM179 149V151H180V147L179 148H177V150ZM231 148H230V150H232ZM249 149H250V147H249ZM252 149V148H251ZM159 150V149H158ZM162 150V149H161ZM165 150H167L168 151V148L167 149H164V150H162V151H165ZM175 150V149H174ZM237 150H239V149H237ZM170 151H173V149L171 150L170 149ZM178 151V152H179ZM182 151V150H181ZM180 151V152H181ZM240 151H241V149H240ZM239 151V152H240ZM250 151V150H249ZM256 151V150H255ZM258 151V150H257ZM135 152H136V154H135ZM141 152V151H140ZM157 152V151H156ZM176 152V151H175ZM184 152V151H183ZM235 152H237L238 153V151H235ZM245 152H247V150L245 149ZM251 152V151H250ZM253 152V151H252ZM177 153V152H176ZM231 153H233V151L231 152ZM241 153H244L243 151L241 152ZM143 154V153H142ZM157 154V153H156ZM159 154H160V152H159ZM163 154V153H162ZM170 154V153H169ZM195 154V153H194ZM236 154V153H235ZM239 154V153H238ZM245 154V153H244ZM248 154V153H247ZM45 155H48V154H45ZM161 155V154H160ZM229 155V154H228ZM227 155V156H228ZM49 156V155H48ZM189 156V155H188ZM191 156H192V153H191ZM229 156H232V155H229ZM228 156V157H229ZM136 157V156H135ZM161 157V156H160ZM232 157H234V155L232 156ZM232 157H230V158H232ZM184 158V157H183ZM187 158H189V157H187ZM194 158H195V156H194ZM194 158H193V156H192V159L194 160ZM227 159V158H226ZM48 160V159H47ZM186 161H187V159H185ZM189 161H190V159H188ZM192 160V161H193ZM231 160V159H230ZM178 161V160H177ZM228 161H229V158H228ZM128 162V161H127ZM130 162V161H129ZM128 162V163H129ZM178 162H180V161H178ZM134 164H135V161L133 162ZM181 163V162H180ZM185 162H183V163H181L182 165L181 166H184L183 164H184ZM228 162H226V164H227ZM233 163V162H232ZM58 164V165H59ZM127 164V163H126ZM132 164V163H131ZM134 164H132V165H134ZM177 164V163H176ZM189 164V163H188ZM190 164H191V162H190ZM222 164V163H221ZM32 165H33V163H32ZM43 165V164H42ZM41 165V166H42ZM56 165V164H55ZM66 165V164H65ZM138 165V164H137ZM225 165V164H224ZM232 165H234V164H232ZM231 165V166H232ZM43 166V167H44ZM54 166V165H53ZM130 166V165H129ZM135 166V165H134ZM180 166V165H179ZM219 166V165H218ZM227 166V165H226ZM230 166V165H229ZM56 167V166H55ZM59 167H61V166H59ZM133 167V166H132ZM176 167V166H175ZM178 167V166H177ZM185 168H186V166H184ZM183 167V168H184ZM221 167H223V166H221ZM127 168V167H126ZM125 168V169H126ZM136 168V167H135ZM139 168V167H138ZM217 168V167H216ZM233 168V167H232ZM55 169V168H54ZM61 169V168H60ZM64 169V168H63ZM129 169V168H128ZM131 169V168H130ZM175 169V168H174ZM182 169V168H181ZM221 169H223V168H221ZM225 169V168H224ZM223 169V170H224ZM127 170V169H126ZM124 171V172H127V171ZM167 170V169H166ZM186 170V169H185ZM227 170V168L225 169V171ZM45 171V172H46ZM160 171V170H159ZM165 171V170H164ZM169 171V170H168ZM174 171H177V170H174ZM174 171H173V173H174ZM178 171H179V169H178ZM182 172L184 171L183 169L181 170ZM217 171V170H216ZM48 172H46V173H48ZM55 172H56V170H55ZM61 172V171H60ZM64 172V171H63ZM69 172V171H68ZM227 172H228V170H227ZM52 173H53V171H52ZM123 173V172H122ZM167 173V172H166ZM223 173H225V172H223ZM60 174V173H59ZM129 174V173H128ZM140 174V173H139ZM169 174V173H168ZM179 174H180V171H179ZM179 174L177 175L178 177H179ZM225 174H227V173H225ZM224 174V175H225ZM231 174V173H230ZM250 174V173H249ZM43 175H45V174H43ZM61 175V174H60ZM138 175V174H137ZM142 175V174H141ZM170 175V174H169ZM173 175H176V173L175 174H172V176ZM223 175V176H224ZM50 176H52L51 174H50ZM50 176H48L47 175V177H46V175H45V177L46 178H48V177H50ZM128 177H129V175H127ZM130 176H133V175H130ZM140 176V175H139ZM172 176H171V178H172ZM220 176H222V173H221V175ZM227 176V175H226ZM228 176H229V172H228ZM246 176V175H245ZM42 177V176H41ZM44 177V178H45ZM71 177V176H70ZM230 177V176H229ZM60 178H62V177H60ZM66 177H64V179H65ZM130 178H132V177H130ZM139 178V177H138ZM177 177L175 176V179H176ZM219 178V177H218ZM222 178V177H221ZM224 178V177H223ZM225 178H227V177H225ZM224 178V180H226ZM244 178H246V177H244ZM249 178V177H248ZM49 179V178H48ZM52 179V178H51ZM120 179H121V181H122V183H121V181H120ZM124 179V178H123ZM173 179H174V177H173ZM220 179V178H219ZM231 179V178H230ZM47 180V179H46ZM62 180V179H61ZM60 180V181H61ZM131 180H134V179H131ZM143 180V179H142ZM179 180V179H178ZM221 180V179H220ZM245 180V179H244ZM48 181V180H47ZM53 181V180H52ZM68 181V180H67ZM105 181H107V180H105ZM125 181V180H124ZM127 181V180H126ZM128 181H130V180H128ZM191 181V180H190ZM197 181V180H196ZM199 181V180H198ZM46 182V181H45ZM50 180L48 181V184H46L44 187L45 188H47V190H48V192H47V194L46 195H44L43 196V194H41L42 195V197H44L45 199H51L52 201L54 200V203L51 205H49V206H47L46 208V211L48 212V216L47 217H45V218H47V220L46 221H48V224L50 223V226L48 227V229L49 230H47L46 232L49 234V232H52L51 233V235H54L53 233H55V236H57L58 238H61V239H63V238H67L65 235L67 234V233H69V232H66V234H65V229L63 230V229H60L61 227H59V225H63V223L61 222L62 220H64L63 218V213H64V211L62 210V209H64V208H61V206H62V204L60 203V193L59 192H57V193H59V194H57L56 192H55V190L54 189H56L55 187L53 188V186L55 185L54 183H52V182H50ZM55 182V181H54ZM142 182V181H141ZM149 182V181H148ZM67 183V182H66ZM70 183V182H69ZM107 183V182H106ZM54 184V185H53ZM59 184H60V182H59ZM58 184V185H59ZM68 184V183H67ZM141 184V183H140ZM139 184V185H140ZM63 185H65V184H63ZM62 185V186H63ZM110 185V184H109ZM112 185V184H111ZM138 185V186H139ZM144 185V184H143ZM150 185V184H149ZM148 185V186H149ZM192 185V184H191ZM55 186H57V185H55ZM113 186V185H112ZM151 186V185H150ZM67 187V186H66ZM134 187V186H133ZM132 187V188H133ZM142 187H144V186H141V188ZM146 188H149V187H147V186H145ZM59 189H60V187H58ZM62 188V187H61ZM96 188V187H95ZM100 188H101V186H100ZM109 188H110V186H109ZM136 188H138L139 189V187H136ZM135 188V189H136ZM146 188H144V189H146ZM64 189V188H63ZM94 189V188H93ZM108 189V188H107ZM111 189V188H110ZM110 189H108V190H110ZM114 189L112 190L113 192H114V194H115V191H114ZM150 189V188H149ZM57 190V189H56ZM66 190V189H65ZM72 190V189H71ZM70 190V191H71ZM95 190H99V189H95ZM125 190V189H124ZM129 190V189H128ZM131 190V189H130ZM215 190V189H214ZM59 191V190H58ZM69 191V189L67 190V192ZM143 191V190H142ZM142 191L140 192V194L142 193ZM147 191V190H146ZM111 192V191H110ZM113 192H111V193H113ZM128 192V191H127ZM131 192V191H130ZM132 192H133V189H132ZM132 192H131V194H132ZM145 192V191H144ZM144 192L142 193V194H144ZM149 192V191H148ZM147 192V193H148ZM63 194L65 193V192H62ZM77 193H80V194H77ZM111 193H109V194H111ZM134 193V192H133ZM67 194V193H66ZM106 194V193H105ZM127 194V193H126ZM136 194V193H135ZM134 194V195H135ZM69 195H70V193H69ZM72 195V194H71ZM108 195V194H107ZM133 195V194H132ZM133 195V196H134ZM151 195V194H150ZM149 195V196H150ZM167 195V194H166ZM223 195V194H222ZM102 196L104 197V195H103V192H102ZM110 196V195H109ZM62 197V196H61ZM66 197V196H65ZM64 197V198H65ZM68 197V196H67ZM152 197V196H151ZM170 197V196H169ZM43 198V199H44ZM74 198V197H73ZM100 198V199H99ZM111 198V197H110ZM113 198V197H112ZM127 198V197H126ZM134 198H138V196L137 197H134ZM133 198V199H134ZM168 198V197H167ZM166 198V199H167ZM173 198V197H172ZM221 198H222V196H221ZM72 199V198H71ZM133 199H130L132 202H133V204H134V206H133V204H132V206L135 208L136 207V202L133 200ZM146 199H148V198H146ZM169 199V198H168ZM226 199V198H225ZM229 199V198H228ZM50 200V201H51ZM62 200V199H61ZM66 200V199H65ZM65 200H63V201H65ZM103 200V199H102ZM112 200H114V199H112ZM137 200H139V199H137ZM143 200H145V199H143ZM224 200V199H223ZM234 200V199H233ZM244 200H246V199H244ZM62 201V202H63ZM111 201V200H110ZM114 201H116V200H114ZM129 201V200H128ZM148 201V200H147ZM225 201V200H224ZM228 201V200H227ZM230 201H231V198H230ZM230 201H228L230 204H231V206H229L230 208H228L227 207V210L228 209H235L236 208V205H235V207L234 206H232V203H234V202H230ZM70 202V201H69ZM99 202V201H98ZM117 202H118V200H117ZM140 202V201H139ZM143 202V201H142ZM226 202V201H225ZM224 202V203H225ZM246 202H247V200H246ZM52 203V202H51ZM66 203V202H65ZM74 202H73V204H75ZM114 203V202H113ZM145 203H146V201H145ZM148 203V202H147ZM153 203V202H152ZM48 204V203H47ZM69 204V203H68ZM73 204H72V206H73ZM102 204V203H101ZM109 204H111V203H109ZM115 204V203H114ZM130 204H131V202H130ZM221 204V203H220ZM229 204V205H230ZM70 205H71V202H70ZM107 205H108V203H107ZM138 205H140V204H138ZM228 205V204H227ZM68 207H69V205H67ZM110 207V209L111 208H114L115 206H113V207H111L112 206V204L111 205H109ZM126 206V208H127V206H128V204L127 205H124V207ZM147 206V205H146ZM219 206V205H218ZM44 207V206H43ZM108 207V206H107ZM107 207H105V208H107ZM119 207H120V205H119ZM139 207V206H138ZM143 207V206H142ZM224 207H226V206H224ZM69 208H71V207H69ZM68 208V209H69ZM129 208H130V206H129ZM137 208V207H136ZM245 208V207H244ZM44 209V208H43ZM65 209H67V208H65ZM67 209V211H66V213H68L69 212V210ZM108 209V208H107ZM110 209H109V211H110ZM118 209H120V208H118ZM221 209V208H220ZM117 210V209H116ZM126 210V209H125ZM128 210V209H127ZM182 210V209H181ZM226 210V211H227ZM108 211V210H107ZM106 211V212H107ZM119 211V210H118ZM128 211H130V212H132V213H134V212H136L135 210H128ZM220 211V210H219ZM222 211H224L225 212V210H223L222 209ZM229 211V210H228ZM243 211V210H242ZM46 212V213H47ZM106 212L104 213V214H106ZM181 212V211H180ZM46 213H45V216H46ZM113 213V212H112ZM126 213V212H125ZM128 213V212H127ZM198 213V212H197ZM196 213V214H197ZM43 214V213H42ZM69 214V213H68ZM71 214V215H72ZM109 214V213H108ZM110 214H111V212H110ZM113 214H118V213H113ZM113 214H112V216H113ZM129 214V213H128ZM177 214V213H176ZM70 215V214H69ZM102 215V214H101ZM130 215V217H133V215L132 214H129ZM128 215V216H129ZM181 215V214H180ZM180 215H179V217H177V218H180ZM186 215V214H185ZM242 216H243V213L241 214ZM109 216V215H108ZM174 216V215H173ZM69 217V216H68ZM111 217V216H110ZM114 217V216H113ZM117 217V216H116ZM130 217H128L129 219H130ZM135 217V216H134ZM172 217V216H171ZM231 217V216H230ZM74 218V217H73ZM94 218V217H93ZM93 218H91L90 220H92ZM108 218V217H107ZM229 218V217H228ZM227 217H226V219H228ZM233 218H234V216H233ZM232 218V219H233ZM76 218H74V220H75ZM77 219H79V218H77ZM84 219V220H85ZM95 219V218H94ZM115 219V218H114ZM129 219H128V221H129ZM181 219V218H180ZM71 220H73V219H71ZM87 220V219H86ZM105 220V219H104ZM104 220H102V221H100L99 223H98V225H100V227L102 228V234L104 235V237L107 239L106 241H110V239H112L113 240V242L116 240V238H115V236H113L112 234L110 235V233H112L110 230H112L113 229V227H116V226H118L120 223H121V220H119L118 221V219H117V221H114L113 220V218H112V224L111 225H107V222L106 221H104ZM126 220V219H125ZM124 220V221H125ZM133 220V219H132ZM231 220V219H230ZM234 220V219H233ZM233 220H231V222L233 221ZM76 221V220H75ZM99 221V220H98ZM107 221H109V220H107ZM111 221V220H110ZM109 221V222H110ZM127 221V222H128ZM175 221V220H174ZM79 222V221H78ZM95 222V221H94ZM176 222V221H175ZM177 222L180 224V221H178L177 220ZM181 222H183V221H181ZM234 222V221H233ZM242 222H244V221H242ZM73 223H74V221H73ZM77 223V222H76ZM90 223H93V222H90ZM129 223V222H128ZM168 223V222H167ZM186 223V222H185ZM80 224H82V223H80ZM79 224V225H80ZM95 224H96V222H95ZM166 224V223H165ZM184 224V223H183ZM241 224V223H240ZM249 224V223H248ZM46 225V224H45ZM171 225V224H170ZM181 225H182V223H181ZM236 225V224H235ZM235 225H233L232 224V226H235ZM242 226H243V223L241 224ZM240 225V226H241ZM250 225V224H249ZM254 225V224H253ZM48 226V225H47ZM127 226H129V225H126V227ZM167 226V224L165 225V227ZM172 226V225H171ZM177 226V225H176ZM245 226V225H244ZM59 227V228H58ZM66 227V226H65ZM99 227V226H98ZM99 227V228H100ZM182 227H183V225H182ZM181 227V228H182ZM231 227V226H230ZM248 227V229H249V226H247L246 225V227L244 228V229H246ZM64 228V227H63ZM96 228H97V225H96ZM99 228H97V230L100 232V230H99ZM125 228V227H124ZM234 228V227H233ZM240 228V227H239ZM116 229V228H115ZM122 229V228H121ZM128 229V228H127ZM132 229V228H131ZM185 229V228H184ZM232 229V228H231ZM243 229V228H242ZM248 229H246V231H244L243 230V232L241 231V229H240V232H242L243 234H244V232L246 233V234H248L247 232H249V231H247ZM120 230V229H119ZM124 230H126V229H124ZM169 230V229H168ZM170 230H172V228L170 229ZM230 230V229H229ZM250 230V229H249ZM260 230V229H259ZM96 231V230H95ZM95 231H94V233H95ZM133 231V230H132ZM135 231V230H134ZM133 231V232H134ZM238 231V230H237ZM255 231H256V229H255ZM97 232V231H96ZM98 232V233H99ZM118 233H119V231H117ZM125 232V231H124ZM137 232V231H136ZM230 232V231H229ZM258 232V231H257ZM126 233H129L130 234V231H126L124 234H126ZM139 233V232H138ZM141 233V232H140ZM241 233V234H242ZM252 232H250V234H251ZM254 233V232H253ZM256 233V232H255ZM70 234V233H69ZM114 234V233H113ZM120 234V233H119ZM119 234H117V235H119ZM240 234V235H241ZM246 234H244V235H246ZM50 235V234H49ZM95 235V234H94ZM100 235H101V232H100ZM121 235V234H120ZM237 235H239V234H237L236 233V236ZM259 235V234H258ZM70 236V235H69ZM97 236H99V234L97 235ZM96 236V237H97ZM123 237V239H124V236L125 235H122ZM131 236H132V234H131ZM248 236H250V235H248ZM252 236V235H251ZM261 236V235H260ZM56 237V238H57ZM63 237V238H62ZM71 237V236H70ZM132 237H134V236H132ZM131 237V238H132ZM137 237V236H136ZM244 236H242V238H243ZM245 237H247V236H245ZM244 237V238H245ZM56 238H53V239H56ZM57 238V239H58ZM103 238V237H102ZM117 238H119V237H117ZM135 238V237H134ZM247 238H249V237H247ZM257 238V237H256ZM61 239H58L57 241H59V240H61ZM71 239V238H70ZM73 239V238H72ZM95 239V238H94ZM97 239H98V237H97ZM121 239V238H120ZM126 239H128V240H130L129 238H127L126 237ZM125 239V240H126ZM262 239V238H261ZM66 240V239H65ZM132 240V239H131ZM136 240V239H135ZM145 240V239H144ZM248 240H251V239H248ZM253 240V239H252ZM97 241V240H96ZM100 241V240H99ZM99 241H97V244H99L98 242ZM122 241V240H121ZM141 241V240H140ZM149 241V240H148ZM243 241H244V239H243ZM262 241V240H261ZM63 242H64V239H63ZM66 242H68V241H66ZM65 242V243H66ZM102 242V241H101ZM113 242H112V244H108L107 245V247L105 248V252L108 254V252L109 253H113V260H111V259H109V261H110V263L109 264H127V263H125V258L127 259L128 258V256L126 257V254H125V251H126V249H128V247H125L124 245V247L126 248H124V253H122V252H120V251H117V250H115V248H116V246H114V244H113ZM116 242H119V241H116ZM126 242L127 243H129L130 244V242L129 241H127L126 240ZM136 242V241H135ZM264 242V241H263ZM105 243V242H104ZM243 243V242H242ZM247 244H248V242H246ZM77 244H79V243H77ZM77 244H75V245H77ZM102 244V243H101ZM100 244V245H101ZM118 244H121V243H118ZM221 244V243H220ZM250 244V243H249ZM80 245H81V243H80ZM131 245V244H130ZM219 245V244H218ZM224 245V244H223ZM222 245V246H223ZM234 245V244H233ZM244 245V244H243ZM251 245H252V243H251ZM99 246V245H98ZM126 246H128V245H126ZM132 246V245H131ZM139 246V245H138ZM142 246V245H141ZM220 246V245H219ZM221 246V247H222ZM246 246V245H245ZM248 246H250V245H248ZM97 247V246H96ZM95 247V248H96ZM118 247V246H117ZM145 247V246H144ZM229 247V246H228ZM231 247V246H230ZM237 247V246H236ZM72 248V247H71ZM83 248V247H82ZM92 248V247H91ZM98 248V247H97ZM129 248H130V246H129ZM220 248V247H219ZM224 248V247H223ZM248 248V247H247ZM99 249V248H98ZM221 249V248H220ZM225 249V248H224ZM224 249H222L223 251H224ZM229 249V248H228ZM231 249V248H230ZM234 249V248H233ZM232 249V250H233ZM236 249H238V247L236 248ZM240 249V248H239ZM246 249V248H245ZM71 250V249H70ZM83 250H85V249H83ZM91 250V249H90ZM93 250V249H92ZM96 251H98L97 249H95ZM94 250V251H95ZM121 250V249H120ZM88 251V250H87ZM93 251V252H94ZM102 251V250H101ZM195 251V250H194ZM228 251V250H227ZM235 251V250H234ZM234 251H233V253H234ZM238 251V250H237ZM237 251H236V253H237ZM240 251V250H239ZM84 252V251H83ZM89 252V251H88ZM222 252V251H221ZM79 253V252H78ZM88 255V256H90L91 254L90 253H87V252H84L83 254H84V256L83 257H87V256H85L86 254ZM225 253V252H224ZM68 254H69V252H68ZM194 254H195V252H194ZM196 254H198V253H196ZM67 255V254H66ZM66 255H64V256H66ZM77 255V254H76ZM75 255V256H76ZM79 255H81L82 256V254H80L79 253ZM95 255H97V258L98 259H100V261H101V259L102 258H100V256L101 257H103L102 255H100V253H99V255L98 254H96L95 253ZM95 255H93L94 257H95ZM193 255V254H192ZM234 255V254H233ZM236 255V254H235ZM248 255V254H247ZM251 255H253V254H251ZM71 256V255H70ZM105 256H106V254H105ZM254 256V255H253ZM77 257H80V256H78L77 255ZM83 257H80L81 259H78L79 261H81L82 262V258ZM104 258V257H103ZM107 258V257H106ZM108 258H111L110 256L108 257ZM251 258V257H250ZM66 259V258H65ZM68 259V258H67ZM93 259V258H92ZM91 259V260H92ZM95 259V258H94ZM94 259L91 261L92 262V264L93 263H95V261H99L98 259H96L95 261H94ZM129 259V258H128ZM264 259V258H263ZM105 260V262L108 260H106V259H104ZM103 260V261H104ZM99 261V262H100ZM108 261V262H109ZM250 261H252V260H250ZM105 262H103V264L105 263ZM107 262V263H108ZM131 262H132V260H131ZM197 262V261H196ZM77 263H78V261H77ZM106 263V264H107ZM130 263V262H129ZM96 264H97V262H96ZM101 264V263H100ZM130 264H132V263H130ZM133 264H135V263H133ZM264 264V263H263Z\"/></svg>","mask_w":264,"mask_h":264}]
</instances>
